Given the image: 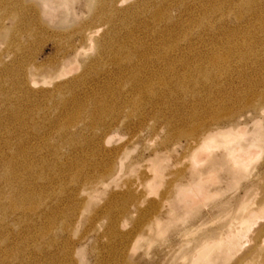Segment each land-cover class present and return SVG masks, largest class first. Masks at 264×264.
Masks as SVG:
<instances>
[{
    "label": "rangeland",
    "instance_id": "1",
    "mask_svg": "<svg viewBox=\"0 0 264 264\" xmlns=\"http://www.w3.org/2000/svg\"><path fill=\"white\" fill-rule=\"evenodd\" d=\"M241 1L0 0V159L37 199H6L0 264H264V0ZM122 47L176 74L132 85Z\"/></svg>",
    "mask_w": 264,
    "mask_h": 264
},
{
    "label": "bare ground",
    "instance_id": "2",
    "mask_svg": "<svg viewBox=\"0 0 264 264\" xmlns=\"http://www.w3.org/2000/svg\"><path fill=\"white\" fill-rule=\"evenodd\" d=\"M220 1H222V0H220ZM232 1V0H231ZM239 1V0H238ZM241 1V0H240ZM245 1V0H244ZM243 1V2H244ZM256 1H258V0H256ZM255 0H248V2L247 1H245V2H247V10L250 12V13H253V14H255L256 16H258L257 14L258 13H260V12H258L257 14H256V11L258 10V7L256 8L255 7V5L257 4V2H256ZM56 2H60V3H62L63 1H56ZM219 2V1H218ZM242 2V1H241ZM256 2V3H255ZM229 3V2H228ZM258 3H259V1H258ZM215 4H217V3H215L214 2V5ZM235 4H237V3H235ZM235 4H234V7H235ZM242 4V3H241ZM156 5V4H155ZM159 5V4H158ZM224 5H226L227 6V4H224ZM232 5H233V3H232ZM259 5V4H258ZM149 6V5H148ZM208 6V5H207ZM210 6H211V4H210ZM213 6V5H212ZM218 6V5H217ZM220 6V5H219ZM226 6H224V7H226ZM245 3H244V7L243 6H240L241 8V12H244V8H245ZM147 7V6H146ZM214 7V6H213ZM222 7H223V5H222ZM221 7V8H222ZM145 8V7H144ZM210 8V7H209ZM228 8V7H227ZM237 8V7H236ZM149 9V8H148ZM152 9V8H151ZM207 9V8H206ZM213 9H215V8H213ZM217 9V8H216ZM215 9V10H216ZM239 9V8H238ZM240 9H239V11H240ZM114 10V9H113ZM145 10V9H144ZM210 10H211V12H212V8H210ZM210 10H208L209 12H210ZM218 10H220V9H218ZM218 10H216V11H218ZM222 10V9H221ZM220 10V11H221ZM226 10H230V11H232L231 9H226ZM234 11H235V9H233ZM237 10V9H236ZM116 11V10H115ZM214 11V10H213ZM229 11V12H230ZM264 11V10H263ZM148 12V11H147ZM215 12V11H214ZM219 12V11H218ZM222 12H224V10L222 11ZM226 12V11H225ZM224 12V13H225ZM236 12V11H235ZM240 12V13H241ZM237 13V12H236ZM239 13V12H238ZM213 14V13H212ZM222 14V13H221ZM242 14V13H241ZM151 15V14H150ZM167 15H169V13H168V9H166L165 8V5L164 6H158V7H156V10L155 11H153V14H152V18H151V20H152V22L154 23V24H156V25H159L160 24V22L163 20V18L165 17V16H167ZM262 15V16H261ZM260 16L262 17V18H260V22L259 23H261V26H263L264 27V13L263 14H261ZM259 16V17H260ZM150 20V19H149ZM150 20V21H151ZM202 22V21H201ZM200 22V23H201ZM204 22H205V20H204ZM208 22H209V20H208ZM208 22H206L207 24H208ZM206 23H204V25L206 24ZM258 23V24H259ZM210 24V23H209ZM208 24V25H209ZM260 25V24H259ZM157 27H159V28H161L160 26H157ZM166 27V26H165ZM169 27V26H168ZM168 27L167 28H165L166 30H168ZM159 31H161V32H164V29H163V26H162V28L161 29H159ZM171 33V32H170ZM170 33H169V35H170ZM172 34V33H171ZM171 36V35H170ZM168 43L169 42H167V45H168ZM170 44V43H169ZM144 45V44H143ZM165 45V44H164ZM124 46V45H123ZM127 47V45H125V48ZM124 48V49H125ZM128 49V48H127ZM165 50L167 49V48H164ZM163 49V50H164ZM118 51H116L118 54H119V57L120 58H125V62L127 63V73H128V80L132 83V85H139V87H140V85L141 86H144L145 85V82H148L149 83V81H150V78L149 77H153V76H156L157 74L158 75H160V74H163V73H174V74H176V71H175V69H176V66H177V64H178V60L176 59V58H174V59H171V54H170V52H168V50H167V52H165L164 54H159L160 56H159V58H156V61L158 60L159 62L161 61L162 63H159V64H161V66H158L157 68H156V71H154V69H153V71L154 72H152V71H149L150 70V66H149V62L152 60V59H150L149 57H151V56H148L147 54H146V52L145 53H143V54H141L138 50L136 51V50H134L133 49V51L132 50H124L123 51V47H122V49H117ZM119 50H120V52H119ZM122 50V51H121ZM162 50V51H163ZM170 50V49H169ZM127 51H131L133 54L131 55V54H126L127 53ZM171 51V50H170ZM173 51V50H172ZM171 51V52H172ZM160 52V51H159ZM158 52V53H159ZM157 53V52H156ZM163 53V52H162ZM124 55V56H123ZM158 55V54H157ZM154 56H155V54H154ZM221 56L222 55H215V58L216 59H221ZM154 58V57H153ZM215 58H213V60H215ZM148 70V71H147ZM177 70H179V69H177ZM146 72H149V77H147V75H146ZM156 72V73H155ZM180 72V71H179ZM191 73H193V71L191 72ZM190 73V74H191ZM171 74V75H172ZM179 74V73H178ZM183 74H185V73H183ZM190 74H188V75H186V76H189V78H191L190 80L191 81H193L192 80V77H190ZM158 75H157V78H158ZM167 75V74H166ZM165 75V77H167ZM192 75H195L194 73L192 74ZM191 75V76H192ZM174 76V75H173ZM182 76V75H181ZM180 76V77H181ZM171 77V76H170ZM177 77V76H176ZM182 77H184V76H182ZM185 79H183V80H181L182 78H178L177 80H179V81H181V82H177L176 84L178 85V86H176V87H178V88H180V90L182 89V90H186V88L187 87H184V82L187 80L186 79V77H184ZM163 79H165V78H162V80H157V81H160L159 82V84H158V86L160 87V89L162 88V89H169V88H171L172 86V84H171V82H170V78H169V80L168 79H165V80H163ZM193 79H194V77H193ZM171 80H173V79H171ZM174 80H175V77H174ZM196 80V79H195ZM154 81V80H153ZM153 81L151 80L150 82L153 84ZM183 81V82H182ZM189 81V80H188ZM155 82V81H154ZM156 83H158V82H156ZM188 83V82H187ZM195 82L193 81V84H194ZM155 84V83H154ZM171 84V85H170ZM189 84V83H188ZM191 84V83H190ZM192 84V85H193ZM147 85V84H146ZM145 85V86H146ZM157 85V84H156ZM152 86V85H151ZM150 86V87H151ZM155 86V85H154ZM157 86V87H158ZM148 87H149V85H148ZM156 87V86H155ZM152 88V90H153V87H151ZM151 88H149V89H151ZM148 91V90H147ZM148 92H150V90L148 91ZM144 93V92H143ZM96 108H99V104H97L96 105ZM19 165V160H16V158H15V156H13V155H11V156H9V157H7L6 159H0V170L2 169V173L0 172V216H2V217H4V216H6V214H7V212H8V210L7 211H5V208H6V206H7V201H6V199L7 198H9V201H8V203H9V206H10V210H14L15 212L18 210V209H20V207L21 208H23V205L25 204V205H27L28 204V202H29V205H30V202H31V206H34L36 203H37V199L35 198V197H23L21 194H20V191H19V188H20V184L18 183V181L16 180V179H14V178H12V175H13V173L15 174L16 172H15V168L17 167ZM109 175V174H108ZM90 179H92V178H90ZM101 179H99L98 181H100ZM93 182V181H92ZM91 182V183H92ZM9 188V190H11L12 192H11V194L9 195V196H7L6 194H5V192H4V189L5 188ZM83 190H85V189H83ZM82 193L84 194L85 193V191H82ZM11 199V200H10ZM27 203V204H26ZM37 205V204H36ZM36 205H35V207H36ZM28 206V205H27ZM25 208H27V207H25ZM20 211V210H19ZM21 212V211H20ZM19 212V213H20ZM259 231V230H258ZM261 231V230H260ZM262 231H264V229H262ZM11 249V248H10ZM12 251L14 252V250L12 249ZM16 251V250H15ZM11 252V251H10ZM8 253V252H7ZM9 254V253H8ZM12 253H10V255H11ZM17 254V253H16ZM6 255V254H5ZM7 256H9V255H7ZM14 257H16L15 255H13ZM13 256H11V257H13ZM11 259V258H10ZM263 259H264V256H263ZM8 260V259H7Z\"/></svg>",
    "mask_w": 264,
    "mask_h": 264
}]
</instances>
